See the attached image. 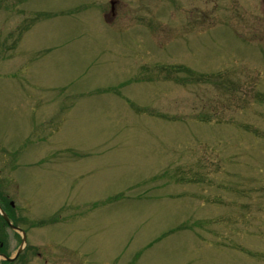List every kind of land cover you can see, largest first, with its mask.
<instances>
[{"label":"rangeland","instance_id":"374dc122","mask_svg":"<svg viewBox=\"0 0 264 264\" xmlns=\"http://www.w3.org/2000/svg\"><path fill=\"white\" fill-rule=\"evenodd\" d=\"M0 177L50 264H264V0H0Z\"/></svg>","mask_w":264,"mask_h":264},{"label":"flooded vegetation","instance_id":"af4514ba","mask_svg":"<svg viewBox=\"0 0 264 264\" xmlns=\"http://www.w3.org/2000/svg\"><path fill=\"white\" fill-rule=\"evenodd\" d=\"M5 188L0 177V264H50V238L36 229L47 224L19 207L11 187Z\"/></svg>","mask_w":264,"mask_h":264}]
</instances>
